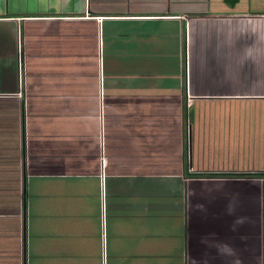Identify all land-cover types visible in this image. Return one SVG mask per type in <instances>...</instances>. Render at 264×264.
<instances>
[{
	"label": "crops",
	"instance_id": "obj_1",
	"mask_svg": "<svg viewBox=\"0 0 264 264\" xmlns=\"http://www.w3.org/2000/svg\"><path fill=\"white\" fill-rule=\"evenodd\" d=\"M263 4L0 0V264H264V165L188 113L243 102L197 100L238 98L202 83L264 54Z\"/></svg>",
	"mask_w": 264,
	"mask_h": 264
},
{
	"label": "rangeland",
	"instance_id": "obj_2",
	"mask_svg": "<svg viewBox=\"0 0 264 264\" xmlns=\"http://www.w3.org/2000/svg\"><path fill=\"white\" fill-rule=\"evenodd\" d=\"M264 6V4H263ZM264 55L262 52L258 57L253 60V65H247L246 67H241L237 71V67L229 61V64L225 66L224 60L221 59V66L217 62L214 64L213 82L211 84L202 83L203 87L217 86L218 81L216 79L224 80V85L232 87V90H236L238 98L236 99H206L197 101H243L236 103H205V104H195V106L189 108V120L198 130L199 127L201 131H205L207 122L198 123V116L203 115H215L223 114L230 115V117L218 119V122L211 123V128L217 126L216 128L221 131H229L230 135V146H232L230 154H232L234 161L241 163L243 158H246L251 164L264 165V103H250L248 101H264L262 99H256L259 96H264ZM237 65V64H236ZM208 68V73L210 72V63H206L204 60L203 68ZM219 66V68H218ZM236 71V73H234ZM206 71L202 73L204 75ZM216 74V75H215ZM206 76L204 75V80ZM222 82V81H221ZM207 89V88H206ZM243 92V93H242ZM246 92V93H244ZM228 92L223 93L221 96H228ZM233 94V93H231ZM245 95V96H244ZM218 97V96H217ZM247 97L248 99H246ZM252 97V98H251ZM213 98V97H209ZM186 101V100H185ZM247 101V102H244ZM204 106V110L201 113V107ZM260 116H263L262 118ZM195 129V130H196ZM196 130V132H197ZM221 133V132H220ZM223 134V133H221ZM220 134V135H221ZM220 143L214 146L220 147ZM220 150L216 149L215 152L208 155H201V159H207V156L212 161V158L216 163L220 162ZM226 154V153H225ZM227 155V154H226ZM215 166H217L215 164ZM252 166V165H250Z\"/></svg>",
	"mask_w": 264,
	"mask_h": 264
},
{
	"label": "built area",
	"instance_id": "obj_3",
	"mask_svg": "<svg viewBox=\"0 0 264 264\" xmlns=\"http://www.w3.org/2000/svg\"><path fill=\"white\" fill-rule=\"evenodd\" d=\"M20 69H21V67H20ZM20 73H21V70H20ZM20 79H21V77H20Z\"/></svg>",
	"mask_w": 264,
	"mask_h": 264
}]
</instances>
